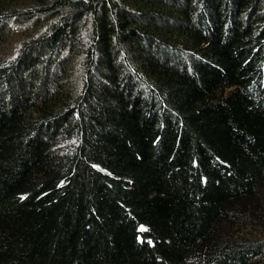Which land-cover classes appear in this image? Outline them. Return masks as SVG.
<instances>
[{
    "label": "trees",
    "instance_id": "obj_1",
    "mask_svg": "<svg viewBox=\"0 0 264 264\" xmlns=\"http://www.w3.org/2000/svg\"><path fill=\"white\" fill-rule=\"evenodd\" d=\"M0 264H264V0H0Z\"/></svg>",
    "mask_w": 264,
    "mask_h": 264
},
{
    "label": "snow or ice",
    "instance_id": "obj_2",
    "mask_svg": "<svg viewBox=\"0 0 264 264\" xmlns=\"http://www.w3.org/2000/svg\"><path fill=\"white\" fill-rule=\"evenodd\" d=\"M141 231H144L143 227L140 229Z\"/></svg>",
    "mask_w": 264,
    "mask_h": 264
},
{
    "label": "rangeland",
    "instance_id": "obj_3",
    "mask_svg": "<svg viewBox=\"0 0 264 264\" xmlns=\"http://www.w3.org/2000/svg\"><path fill=\"white\" fill-rule=\"evenodd\" d=\"M246 232V231H245ZM246 233H248V232H246Z\"/></svg>",
    "mask_w": 264,
    "mask_h": 264
}]
</instances>
